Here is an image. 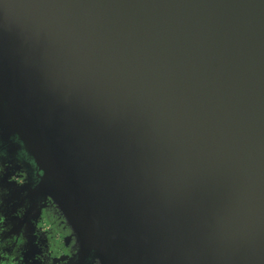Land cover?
Wrapping results in <instances>:
<instances>
[{"label": "water", "instance_id": "1", "mask_svg": "<svg viewBox=\"0 0 264 264\" xmlns=\"http://www.w3.org/2000/svg\"><path fill=\"white\" fill-rule=\"evenodd\" d=\"M0 126L87 264H264V0H0Z\"/></svg>", "mask_w": 264, "mask_h": 264}, {"label": "flooded vegetation", "instance_id": "2", "mask_svg": "<svg viewBox=\"0 0 264 264\" xmlns=\"http://www.w3.org/2000/svg\"><path fill=\"white\" fill-rule=\"evenodd\" d=\"M0 126V264H87L44 175L18 136Z\"/></svg>", "mask_w": 264, "mask_h": 264}]
</instances>
